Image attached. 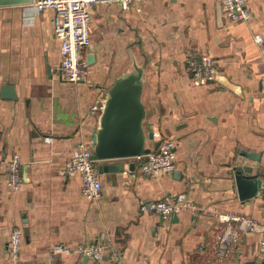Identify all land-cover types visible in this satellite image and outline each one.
Returning <instances> with one entry per match:
<instances>
[{
	"label": "crops",
	"instance_id": "1",
	"mask_svg": "<svg viewBox=\"0 0 264 264\" xmlns=\"http://www.w3.org/2000/svg\"><path fill=\"white\" fill-rule=\"evenodd\" d=\"M247 6V21L230 22L219 0L93 3L91 42L82 49L91 62L85 78L71 82L58 71L54 11H36L32 2L0 5V264H115V254L125 264H264L260 228L238 231L225 254L216 250L217 236L236 226L224 215L260 223L264 211V189L241 198L234 175V165L250 164L264 177V41L255 40L264 37V0ZM204 53L222 80L194 73L192 60ZM134 59L145 67V126L175 139L176 166L154 176L135 157L98 161L122 162L123 170L99 171L102 192L90 199L81 176L62 168L98 124L91 106ZM3 84L16 96L4 97ZM243 149L259 152L260 161ZM15 155L19 188L7 183ZM182 192L191 205L176 213L140 208ZM14 227L23 232L17 257L8 249ZM90 243L107 244L101 261L51 254L54 244Z\"/></svg>",
	"mask_w": 264,
	"mask_h": 264
},
{
	"label": "built area",
	"instance_id": "2",
	"mask_svg": "<svg viewBox=\"0 0 264 264\" xmlns=\"http://www.w3.org/2000/svg\"><path fill=\"white\" fill-rule=\"evenodd\" d=\"M141 0H34L33 8L36 11L52 9L54 11V30L60 37V62L58 71L65 80L77 82L85 78L88 62L83 57L82 49L91 42L89 24L91 20L90 6L93 3L107 2L117 3L122 8H128L133 2ZM223 15L230 22L247 21L251 17V12L247 6V0H219ZM255 40L262 43L264 37L256 33ZM194 73L201 79L214 80L219 72L215 59L204 53L200 60H192ZM102 106V99L93 104L91 112H95ZM153 136L160 139V143L151 152L136 156L141 160L140 170L150 175H159L170 172L176 166L175 139L163 136L158 131H153ZM46 136V140H50ZM21 159L18 155L11 159L8 172L7 183L13 188L21 185ZM62 171L68 176L79 174L82 178V193L87 198L97 199L102 192V181L99 177L98 160L93 156L90 141L81 140L73 149L72 154L65 161ZM191 205L190 199L185 193L168 194L160 199H148L142 201L140 208L142 211L156 212L161 215H169L178 212L181 208ZM224 220L236 222V226H228V229L217 236V253L225 254L226 250L238 236V231L262 230L260 248L264 253V211L261 222L243 215L226 214ZM23 232L20 227H14L10 233L8 249L12 256L19 254ZM107 244L90 243L80 244L76 248H70L64 244H54L51 247V254L70 253L75 251L96 261H101ZM115 264H125L121 262L118 255L114 257Z\"/></svg>",
	"mask_w": 264,
	"mask_h": 264
},
{
	"label": "water",
	"instance_id": "3",
	"mask_svg": "<svg viewBox=\"0 0 264 264\" xmlns=\"http://www.w3.org/2000/svg\"><path fill=\"white\" fill-rule=\"evenodd\" d=\"M33 2L34 0H0V5L15 2ZM88 62L91 60L88 58ZM222 80L220 72L215 76ZM145 86V67L136 59L131 67L120 72L108 87L102 100V106L97 110L98 124L90 134L93 156L98 161L142 156L156 148L160 139H153V131L145 126L149 113L143 99ZM4 97H15L13 86L2 85ZM241 154L250 159L260 161L261 154L250 150H241ZM134 162H132V165ZM258 165V163H256ZM100 172L122 171V162H102L98 165ZM235 181L241 198L250 199L264 189V177L260 176L254 165H234ZM27 234V230H25ZM245 261L242 264H253Z\"/></svg>",
	"mask_w": 264,
	"mask_h": 264
}]
</instances>
